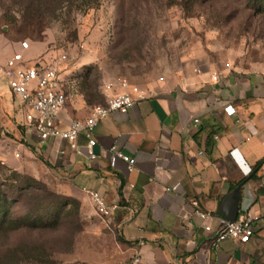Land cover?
Returning a JSON list of instances; mask_svg holds the SVG:
<instances>
[{
  "label": "crops",
  "instance_id": "crops-1",
  "mask_svg": "<svg viewBox=\"0 0 264 264\" xmlns=\"http://www.w3.org/2000/svg\"><path fill=\"white\" fill-rule=\"evenodd\" d=\"M34 48L30 44L22 50L20 43L10 44L0 35V64L15 53L36 59ZM136 86L145 98L126 113L110 114L94 129L96 160L89 159L83 136L78 151L58 139L39 144L4 78L0 105L9 106L12 99L20 107L26 133L18 149L47 163L66 195L94 209L88 191H98L116 207L109 222L120 241L105 264H129L137 254L142 264H264V72L215 61L197 49L193 55H177L158 76ZM122 92L116 84L107 94ZM85 110L82 99L68 94L59 125L84 119L89 115ZM113 146L136 160L133 172L121 161L111 167L106 151ZM12 158L6 160L9 166L17 164V159L10 164ZM241 183L239 214L258 217L254 234L248 243L226 240L216 248L214 233L205 231L194 214L193 201L216 217L209 221L215 232L217 218H223L218 206ZM177 184L176 191L166 190Z\"/></svg>",
  "mask_w": 264,
  "mask_h": 264
},
{
  "label": "rangeland",
  "instance_id": "rangeland-1",
  "mask_svg": "<svg viewBox=\"0 0 264 264\" xmlns=\"http://www.w3.org/2000/svg\"><path fill=\"white\" fill-rule=\"evenodd\" d=\"M90 1L0 0V35L10 44L27 41L39 56L50 50L68 55L69 98L82 99L87 112L104 103L116 84L144 83L177 55H193L197 49L215 61L264 72V11L248 0ZM30 13L36 17L29 19ZM73 33L77 38L69 37ZM23 121L14 100L0 105V182L9 170L36 180L43 210L62 208L64 223L52 232L21 231L6 245L42 242L58 264L107 263L120 241L118 234L109 219L66 195L36 153L23 156L18 149L26 133ZM11 156L10 164L17 159L14 166L6 162ZM69 198L80 202L79 210ZM33 204L29 199L17 206L16 216Z\"/></svg>",
  "mask_w": 264,
  "mask_h": 264
},
{
  "label": "built area",
  "instance_id": "built-area-1",
  "mask_svg": "<svg viewBox=\"0 0 264 264\" xmlns=\"http://www.w3.org/2000/svg\"><path fill=\"white\" fill-rule=\"evenodd\" d=\"M27 41L20 42L22 50L29 48ZM68 55L50 50L46 54L33 60H26L23 53H15L5 64H0V78L7 81L9 92L17 98L25 111V126L30 133H34L39 144L50 139L67 142L72 149L78 151V138L83 136L86 141V150L89 159L96 160L99 156L94 152L97 141L94 137L96 126L114 112L126 113L136 103L145 98L143 91L136 85L126 81L120 83L124 92L117 95L106 96L105 105H97L90 109L89 115L84 119H75L68 125H59V115L67 101L66 77ZM227 67L230 65L227 64ZM217 75L213 80H217ZM228 114L233 115L234 111ZM198 123V120H195ZM111 167L115 168L118 162H123L126 171L131 173L136 169V160L127 156L117 147L113 146L106 151ZM178 184L166 190L176 191ZM88 197L95 211L102 217L110 219L115 206L106 202L104 196L98 191H88ZM194 214L203 221L205 231L214 233L213 245L219 247L226 240L248 243L254 234V217L249 212L239 214L235 222L230 223L225 218H217L219 226L214 232L209 221L213 214L204 210L199 201H193ZM129 264H142L140 254L135 255Z\"/></svg>",
  "mask_w": 264,
  "mask_h": 264
},
{
  "label": "trees",
  "instance_id": "trees-1",
  "mask_svg": "<svg viewBox=\"0 0 264 264\" xmlns=\"http://www.w3.org/2000/svg\"><path fill=\"white\" fill-rule=\"evenodd\" d=\"M248 1L253 3L257 11H264V0ZM90 2L89 4H95L97 0ZM35 17L36 15L30 13L29 19ZM69 37L75 39L77 35L73 33ZM67 84L66 95L68 96L70 88L67 87ZM91 95L89 94L88 97ZM87 103L91 104L89 100ZM105 103L106 99L104 103L101 101L98 105L102 106ZM208 147H212L211 139L208 142ZM263 161L259 163L258 167ZM9 172L10 174L0 182V264H21L24 262L29 264H58L52 258L53 252L42 242H30L24 246L19 243L6 245L5 242L21 231L29 233L52 232L58 230L64 223L61 218L62 208L43 210L44 205L40 198V188L36 180L18 173V170H9ZM29 199H32L34 204L23 216L17 217L15 214L16 207L27 203ZM68 201L74 204L77 210L80 209L81 204L78 200L69 198Z\"/></svg>",
  "mask_w": 264,
  "mask_h": 264
},
{
  "label": "water",
  "instance_id": "water-1",
  "mask_svg": "<svg viewBox=\"0 0 264 264\" xmlns=\"http://www.w3.org/2000/svg\"><path fill=\"white\" fill-rule=\"evenodd\" d=\"M244 183L238 185L218 206V215L233 223L237 219L242 200V188Z\"/></svg>",
  "mask_w": 264,
  "mask_h": 264
}]
</instances>
